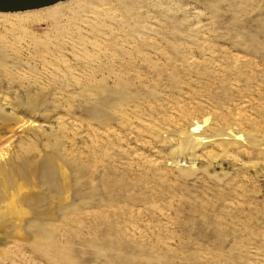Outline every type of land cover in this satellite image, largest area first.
Here are the masks:
<instances>
[{
  "label": "rangeland",
  "instance_id": "1",
  "mask_svg": "<svg viewBox=\"0 0 264 264\" xmlns=\"http://www.w3.org/2000/svg\"><path fill=\"white\" fill-rule=\"evenodd\" d=\"M0 264H264V0L0 13Z\"/></svg>",
  "mask_w": 264,
  "mask_h": 264
},
{
  "label": "water",
  "instance_id": "2",
  "mask_svg": "<svg viewBox=\"0 0 264 264\" xmlns=\"http://www.w3.org/2000/svg\"><path fill=\"white\" fill-rule=\"evenodd\" d=\"M50 0H0V12H18L38 8Z\"/></svg>",
  "mask_w": 264,
  "mask_h": 264
},
{
  "label": "bare ground",
  "instance_id": "3",
  "mask_svg": "<svg viewBox=\"0 0 264 264\" xmlns=\"http://www.w3.org/2000/svg\"><path fill=\"white\" fill-rule=\"evenodd\" d=\"M30 10H32V9H30ZM25 11H27V10H25ZM0 13H2V12H0ZM3 14H5V13H3ZM14 203H15V201H14ZM14 203L12 204L13 207L17 205V203H15V204Z\"/></svg>",
  "mask_w": 264,
  "mask_h": 264
}]
</instances>
